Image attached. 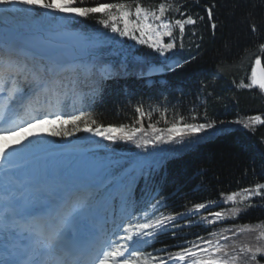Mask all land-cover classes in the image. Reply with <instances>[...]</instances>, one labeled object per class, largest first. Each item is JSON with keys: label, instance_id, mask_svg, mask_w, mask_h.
Returning a JSON list of instances; mask_svg holds the SVG:
<instances>
[{"label": "trees", "instance_id": "16d2710c", "mask_svg": "<svg viewBox=\"0 0 264 264\" xmlns=\"http://www.w3.org/2000/svg\"><path fill=\"white\" fill-rule=\"evenodd\" d=\"M127 2L134 7V0ZM140 2L151 8L161 2L172 5L165 18L173 24V36L167 42L174 41V54L161 62L157 52L145 46L136 50L138 57L127 60L90 52L86 59L78 60L74 72L62 73L50 83L53 91L47 96L64 114L83 111L98 125L124 126L126 132L139 129L130 140L110 141L94 132L85 135L97 141L98 153L111 151L121 158L114 169L115 175L122 176L120 188L107 204V234L116 241L117 236L126 234L124 228L129 225L163 219L162 224L145 230L151 235L144 236V242L133 244V248L150 254L154 258L152 264H159L160 260L186 264L187 258L175 260L182 248L192 249L199 257L203 255L200 249L208 246L205 241L234 246L227 239L212 237L234 229L224 226L226 223L239 221L251 228L257 225L258 231L264 233V190L261 195L227 205L231 215L233 209H239L233 219L208 225L187 221L196 217L197 203L218 202L242 189L264 184V96L259 84L252 83L255 61L260 60L264 68V49L260 47L264 44V0ZM10 6L41 9L22 4ZM84 6H95V0H84ZM188 15L196 23L185 25V31L180 33L174 21L187 19ZM100 19L108 17L101 13L88 18L77 16L66 26L87 33L109 30L115 22L109 20L105 27ZM253 25L256 31L252 30ZM104 64L110 65L111 72L100 74L98 68ZM177 64L182 67L177 68ZM80 68L86 71L81 72ZM137 107L141 108L142 118L136 113ZM256 116L260 121L251 123ZM173 123L213 126L210 132L174 135L169 139L167 129ZM53 128L61 133L67 130L71 135H50ZM53 128L45 134L54 143H68L81 135L69 127ZM193 244L199 247L194 248ZM229 254L235 255L233 251Z\"/></svg>", "mask_w": 264, "mask_h": 264}, {"label": "snow or ice", "instance_id": "6c2138e0", "mask_svg": "<svg viewBox=\"0 0 264 264\" xmlns=\"http://www.w3.org/2000/svg\"><path fill=\"white\" fill-rule=\"evenodd\" d=\"M22 4L29 7H36L41 9L50 10L52 12H59L65 16H79L88 18L92 14L101 13L107 16L108 19H100L99 23L105 27L109 26V20L115 21L117 19L123 21V29L118 27L115 23L111 25V31L113 33H119L121 36H128L132 39H137L139 43L144 44L146 41L142 38L145 35L152 39V33H155L156 39L154 42L149 43L150 48H155L163 54V51L172 49L175 47L173 43H161L160 36H173V25L170 23H160L158 26H154L150 21H161L165 17L166 12L172 10L171 4L159 3L157 8L145 7L140 0H134V13L135 19L132 18L133 4L127 2V0H120V2H106V0H95V6H84V0H0V5L7 6ZM80 5V6H78ZM179 11V9H177ZM209 18L212 17L211 9L208 10ZM175 25L179 27L180 33L185 31V25H194L196 21L191 15L187 16V19H176ZM215 28V24H213ZM253 31H256L255 25H253ZM136 31L140 32L141 38H137L134 34ZM261 49H264V44L260 45ZM260 61L257 60V63ZM177 68L182 65L177 64ZM21 81L29 85L28 93L39 96L41 91L47 88L48 82L43 79L42 72H37L28 67L26 63H21L14 59L10 55H0V93L7 91L9 93L8 99L14 100L17 94L24 95ZM253 84H259L261 89H264V79L257 81L255 74H253ZM251 87V85H244ZM31 101H29V105ZM7 105H0V121L4 119V111ZM136 113L140 114L142 118V111L140 107L136 108ZM260 117L256 116L251 118V123L260 121ZM84 122L83 131L94 132L97 136H102L104 139L114 141L119 139H132L135 131L126 132L124 126H103L98 125L94 119L83 111L78 114H50L44 112L37 115L33 119L27 121L24 124L16 128L4 129L0 128V138H6V136H17L16 144L21 143L23 140H27L29 136L36 135L34 129L39 128L42 125L49 124H71L77 131H80V123ZM90 121V122H89ZM139 122V121H138ZM239 123V121H237ZM92 125H96L95 128ZM212 124H185L183 129L177 127V123H173L171 127L167 129L169 133V139H172L174 135H180L181 137L186 134L199 133L205 128H211ZM245 127H249V124H245ZM119 133V136L113 135ZM53 136L71 135L67 130L63 133L53 128L49 133ZM159 139V137H158ZM11 147L6 145L0 147V160H3L6 156V149ZM261 190H264V184H257L255 186V192L251 189H242L244 193H248L247 196L242 197L243 200L250 199L251 195H261ZM239 193H232L227 196L229 201L235 202L236 196ZM91 196V192L87 189H83L70 194L68 200L65 202L62 210L57 211L54 214L35 215L29 213L26 219H22L18 216L16 209H8L9 215L4 218L3 226L0 227V232L4 234V239L0 241L5 249V258L0 260V264H152L150 254L144 255L137 248H133V244L143 243V237L149 236L151 233L145 231L147 229L155 228L156 226L164 222L163 219L156 220L155 223H140L135 226L129 225L124 228L126 233L124 236H117L116 241L107 240L100 241L94 245L95 252L90 254L86 260H80L79 258L68 259L66 257L57 256L56 250L59 247H74L77 244L75 238L68 231L71 222L79 216L87 207L88 200ZM251 206V205H249ZM206 205L204 203H197L194 205V209L199 211L204 209ZM233 214L239 211V209H233ZM217 218L222 216L221 212L210 213ZM165 219L171 220L172 217ZM135 231H132V228ZM247 228V225H244ZM264 238V233L261 234ZM123 241L120 243L119 241ZM22 241H27L24 243ZM208 245L206 248L200 249L203 253L202 256L197 257V253L193 252L190 248H182L180 252L175 254V260L186 261V264H236L239 259L238 255H230L228 246H222L219 244H213L212 241H205ZM194 248H198V245L193 244ZM9 249H12L9 251ZM245 249H241L244 251ZM252 253L251 259L256 258V253L264 252V247L257 246L254 250L251 247L246 249ZM27 253L25 259H19V255ZM222 254V255H221ZM142 255L144 256L141 259ZM173 257L170 255L169 257ZM159 264H166L164 260H160Z\"/></svg>", "mask_w": 264, "mask_h": 264}, {"label": "rangeland", "instance_id": "374dc122", "mask_svg": "<svg viewBox=\"0 0 264 264\" xmlns=\"http://www.w3.org/2000/svg\"><path fill=\"white\" fill-rule=\"evenodd\" d=\"M0 11L3 13L8 11H13L16 13V16L20 22L19 24L24 29L23 33H26L27 36H33L31 35L33 33L31 27L35 22L39 23L41 31L51 34L50 38L53 40V43H51L49 40L34 38L35 41H33V46L42 45L39 44L40 41H43L44 47L46 46L47 49L45 53L42 54L29 52L28 56L26 55L27 57L23 58L20 55V52H17L16 50L4 53L1 50L3 47H0V55H10L17 61L26 63L28 67L33 69H37L39 66L45 65L46 59L48 58L46 56L57 50L64 51L67 55V58L72 61L71 63L78 60L80 56H84V58H86L90 52L100 51L105 52V54H110L114 56V58L122 56L123 59L127 60L129 57H138L136 50L143 46L149 47L148 44L154 42L156 39L155 33L151 34L152 39H149V36L145 35L142 38L146 41V43L141 44L137 39H132L128 36H121L119 33H113L111 28L109 30H100L97 32L87 33H83L78 30H71L66 26V23L70 19H73L77 16H65L62 13L52 12L46 9L23 10L7 6V10H5V6L0 5ZM132 12V18L135 19L134 7H132ZM150 22L154 26H158L160 23L172 24V21L165 17H163L161 21L151 20ZM114 23L123 29L122 20L117 19ZM134 34L137 36V38H141L139 31H136ZM159 39L161 43L174 44L172 39L170 42H167V39H170L168 36H160ZM23 41L26 42V44L29 43L26 37H22V39L19 41L20 44ZM151 49L154 52H157L159 60L164 62L168 56L174 53L175 47L163 51V54H161V52L157 51L155 48ZM70 68L71 65H69V67L66 69L70 70ZM255 79L257 80L256 76ZM2 93L6 94L5 101L8 104H6L7 107L3 109L4 119L0 121V128H16L44 112L50 114H64L63 110L59 109L55 103L50 101H48V103L38 102L35 103V105L31 101L30 105L29 102L27 103L25 111L20 116H17L19 108H21L23 104V101L19 102V97L21 94L18 93L16 99L9 100V93L6 91ZM79 123L81 130L78 132L83 134L87 133L86 131L82 130L84 127V122L81 121ZM185 124L191 123L177 124V127L183 129ZM53 127H69L77 131L71 124H45L33 130L38 134L29 136L27 140H23L19 144L15 143V141L18 139L17 136L8 135L6 138H0V147L6 145L11 146L6 149L5 158L0 160V165L6 168L7 171V176L3 182L8 180L12 181L18 175H24L26 178L44 176L48 180H53L55 178L54 173H56L58 167L69 166L71 170L70 174L73 175L67 178L62 176V179L66 180L64 181V185L74 181L77 175H84L83 181L79 183V185L90 186L88 190L91 192L87 207L77 218L71 222V224L78 226L83 221H89L90 225H98L100 219L103 218L100 212L104 207V199L110 200L111 194L113 192L116 193V191L120 188V184L117 185L116 182L112 185L107 194L105 192L107 185L117 177L114 172L115 163L121 160V158L118 157V159L115 160L116 156H114L112 154L113 152L111 151L104 154L98 153L96 151V141L93 139L89 140L82 136L73 142H68L67 144H62L60 146H54V144L48 140V137L45 134L47 130ZM202 131L210 132L211 128H205ZM203 139L204 138H202L201 141ZM57 182L59 183L60 181L53 183ZM96 184H100V188L97 189V192H95L96 189H94ZM251 190L255 192V188ZM70 191L77 192L78 186H72ZM98 191H100V193H98ZM247 195L248 193L240 192L239 195L236 196L235 202L229 201L226 197L221 201L205 204L206 207L202 211L196 212V217L187 221H196L203 225H208L211 223L222 222L231 218L233 219L235 215H231L230 212H227V209L230 208L227 207V205L242 202V197ZM219 204L223 206H219ZM214 212H221L222 216L217 218L213 215H210V213ZM244 225L245 224H242L239 221L236 223H226L224 226L233 227L234 229L230 232H219L212 237H215L218 240L227 239L234 243V246L228 248V250L233 251L235 255L239 256L238 261L243 262L244 264H264V252L256 253V258L253 260L251 259L252 253L246 250L248 247H251L253 250L257 246L264 247V238L261 237L262 232L258 231L257 225H254L252 228L248 224V227L245 228ZM242 248L245 250L241 251ZM60 257L63 256L60 255Z\"/></svg>", "mask_w": 264, "mask_h": 264}, {"label": "bare ground", "instance_id": "6f19581e", "mask_svg": "<svg viewBox=\"0 0 264 264\" xmlns=\"http://www.w3.org/2000/svg\"><path fill=\"white\" fill-rule=\"evenodd\" d=\"M19 23H20L19 19L17 18L16 13H14L13 11H8L5 13L0 11V27H1L0 33L7 32L8 34L11 35V37L18 36L19 39L22 37L23 38L26 37L29 43L26 44V42L23 41L24 43H22L21 45L22 48L27 49V50L25 49L26 52L28 53L35 52L38 54L45 53L47 48L46 46L45 47L43 46V41H40L41 43L39 42V44H42V45H36V46H33V43H34L33 41H35L34 38L36 39L39 38L43 40H49L51 43H53V40L50 38L51 34L41 31L39 23L35 22L33 26L31 27L33 30V33L31 35L33 36L32 37H30V35L27 36L26 33H23L24 29L23 27H21ZM0 45H5L8 47L7 44L0 43ZM17 49L19 50L20 48H17ZM6 176H7L6 168L0 165V181L4 180ZM56 181H60V182L53 183ZM25 182L26 184L29 185V187L32 188L33 192H36V193L45 192L47 195L50 196L51 199H55L58 195L62 194L63 192V180L61 178L59 179L54 178L53 180H48L44 177H36V178L26 179ZM63 206L64 205L60 207V210L63 208Z\"/></svg>", "mask_w": 264, "mask_h": 264}, {"label": "water", "instance_id": "95a60500", "mask_svg": "<svg viewBox=\"0 0 264 264\" xmlns=\"http://www.w3.org/2000/svg\"><path fill=\"white\" fill-rule=\"evenodd\" d=\"M50 57L53 62L58 63V64H66L69 62L66 54L63 51H56L52 53ZM254 74L256 75V78L258 81L261 79H264V68L262 66L261 61L259 63H257L256 61ZM263 94H264V89H263Z\"/></svg>", "mask_w": 264, "mask_h": 264}]
</instances>
